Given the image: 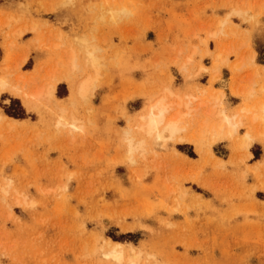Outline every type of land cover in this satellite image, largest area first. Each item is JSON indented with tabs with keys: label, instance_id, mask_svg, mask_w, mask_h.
I'll return each mask as SVG.
<instances>
[{
	"label": "rangeland",
	"instance_id": "obj_1",
	"mask_svg": "<svg viewBox=\"0 0 264 264\" xmlns=\"http://www.w3.org/2000/svg\"><path fill=\"white\" fill-rule=\"evenodd\" d=\"M78 35L101 57L87 98ZM2 75L55 89L32 110L0 93L19 120L0 121V264H116L108 241L138 264H264V0H0ZM166 87L193 94L178 110L195 143L130 154L124 131Z\"/></svg>",
	"mask_w": 264,
	"mask_h": 264
},
{
	"label": "bare ground",
	"instance_id": "obj_2",
	"mask_svg": "<svg viewBox=\"0 0 264 264\" xmlns=\"http://www.w3.org/2000/svg\"><path fill=\"white\" fill-rule=\"evenodd\" d=\"M78 38L79 40L76 39V41L84 50V67L82 70L85 67H88L92 71L83 75L77 82L73 81L70 85V89L73 98H87V96H90L93 93L97 85L99 76L98 66L101 63V57L97 54L98 50L94 46L90 45L88 39L84 35H81ZM68 59L73 70H81L78 67V54H76L74 50L70 52ZM215 63L218 64L217 60H215ZM215 67L216 68H214V70L219 72V70H217V65ZM23 75L20 76V80L24 81L25 76L23 77ZM217 76L219 77V74H217ZM217 76L214 75L215 78ZM25 82L26 81H24V83ZM220 85L225 88L227 82L221 81ZM54 89L55 84H48L34 90L30 89L31 91H29V89L25 90L23 87L15 85L12 78L7 75H2L0 77V93L1 91H7L17 94L22 99L24 104L31 109H38L39 101L41 102L44 99L45 101L49 99L54 101ZM173 99L175 101H173ZM193 99V94H186V97L184 98L172 87H166L162 95L158 98H151V100L146 103L142 111H140V115L138 113L139 116L136 118L135 122L124 131L125 138L129 146V153L132 154L135 151H144L149 139H151L154 144L163 148L166 147L167 140L173 138H176L175 140L181 143H195V140L190 139L186 136V134L182 135V133L186 130V127L182 124V115L179 114L178 110L181 106L186 107L188 103H192ZM45 101L42 103H47ZM261 110L264 112V103L261 104ZM50 111H53L56 115V126H69L74 129L79 127L77 119L74 118L66 108L59 106V104L55 103ZM242 111L254 114L251 108H243ZM173 113H176V115L172 116ZM222 114L224 115L223 123L214 126V131L226 126L228 128V133L230 135L234 134L238 126V124L234 122L235 116L226 115L224 112H222ZM5 116L0 113V121L7 120ZM135 132L140 134V138L137 139L133 135ZM250 139L251 134L245 133L241 144L248 147ZM107 244L109 248L106 249L102 255L116 264H138L139 259L142 256V254L132 245L125 248L122 243L116 241H108Z\"/></svg>",
	"mask_w": 264,
	"mask_h": 264
},
{
	"label": "crops",
	"instance_id": "obj_3",
	"mask_svg": "<svg viewBox=\"0 0 264 264\" xmlns=\"http://www.w3.org/2000/svg\"><path fill=\"white\" fill-rule=\"evenodd\" d=\"M15 97L18 98V99H21V98H19V96H15ZM21 101H22V99H21ZM23 103H24V102H23ZM25 106H26V105H25ZM26 109H27V110H32L31 108H29V107H27V106H26ZM2 114H4V116L6 115L5 113H2ZM5 117L8 118V119H12V120H14V121L17 120L16 118H14V117L12 118L11 116H8V115H6ZM17 121H19V120H17Z\"/></svg>",
	"mask_w": 264,
	"mask_h": 264
}]
</instances>
